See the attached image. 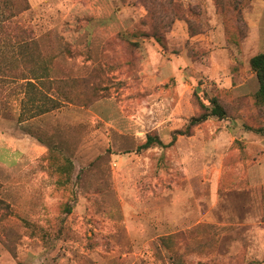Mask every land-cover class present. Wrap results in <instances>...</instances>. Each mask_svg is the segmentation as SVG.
Returning <instances> with one entry per match:
<instances>
[{
  "label": "rangeland",
  "instance_id": "1",
  "mask_svg": "<svg viewBox=\"0 0 264 264\" xmlns=\"http://www.w3.org/2000/svg\"><path fill=\"white\" fill-rule=\"evenodd\" d=\"M145 1L29 0L20 16L43 50L4 61L0 80V264H264L250 66L264 0H173L163 44ZM49 61L39 86L59 108L32 118L11 77ZM213 98L228 118L137 151L148 134L170 143Z\"/></svg>",
  "mask_w": 264,
  "mask_h": 264
},
{
  "label": "trees",
  "instance_id": "2",
  "mask_svg": "<svg viewBox=\"0 0 264 264\" xmlns=\"http://www.w3.org/2000/svg\"><path fill=\"white\" fill-rule=\"evenodd\" d=\"M216 1L222 5L221 0ZM145 2L149 8V17L153 30L152 37L158 43L163 44V33L180 16L177 13V7L174 5L173 0H169V3L166 0H146ZM30 8L29 0H0V80L10 78L9 73L4 74L7 70L12 72L11 67L6 66L4 61L10 60L12 57L19 61L21 58L24 59L25 63L35 65L37 54H41V50H43L42 44L35 33L19 19ZM168 18L169 22H166ZM49 64L50 61L42 69L31 67L28 72L23 71L20 77H11L14 81H22L20 86L24 89L23 103L27 102L26 100L30 95L32 99H30L32 103L30 107L32 118L59 108L58 99L50 92H45L39 86V82L44 81L46 78L53 79ZM250 66L259 82V89L253 96L254 102L256 106L263 107L264 53L251 58ZM198 106L200 109L199 113L192 116L183 129L174 131L173 140L170 143L165 144L157 134H148L146 141L137 148V151L142 152L156 147L169 148L174 145L178 135L190 136L194 127L205 123L211 117L226 119L229 116L227 108L217 98L212 99L210 106L205 105L202 101H198Z\"/></svg>",
  "mask_w": 264,
  "mask_h": 264
}]
</instances>
